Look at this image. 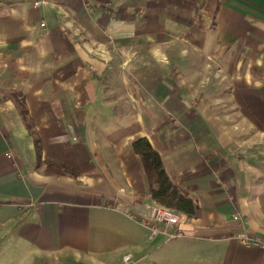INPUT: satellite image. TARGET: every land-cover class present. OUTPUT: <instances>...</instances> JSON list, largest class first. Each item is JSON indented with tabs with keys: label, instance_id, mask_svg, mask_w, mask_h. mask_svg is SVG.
I'll return each instance as SVG.
<instances>
[{
	"label": "crops",
	"instance_id": "1",
	"mask_svg": "<svg viewBox=\"0 0 264 264\" xmlns=\"http://www.w3.org/2000/svg\"><path fill=\"white\" fill-rule=\"evenodd\" d=\"M34 1L0 0V264H264V0ZM143 136L182 236L138 221Z\"/></svg>",
	"mask_w": 264,
	"mask_h": 264
},
{
	"label": "trees",
	"instance_id": "2",
	"mask_svg": "<svg viewBox=\"0 0 264 264\" xmlns=\"http://www.w3.org/2000/svg\"><path fill=\"white\" fill-rule=\"evenodd\" d=\"M19 103L21 105L19 107L20 112L23 118L27 119L28 110L22 102L19 101ZM149 141L146 136L132 141L133 149L141 156L143 162L148 181V194L159 205L184 213L187 217L197 216L199 210L198 203L191 196L181 193L179 185L174 182L168 170L164 167L165 163L161 154H159L160 152ZM43 163L46 165L45 171L48 173L65 174L70 169L68 165L63 163L42 161V159H39L38 166H41Z\"/></svg>",
	"mask_w": 264,
	"mask_h": 264
},
{
	"label": "built area",
	"instance_id": "3",
	"mask_svg": "<svg viewBox=\"0 0 264 264\" xmlns=\"http://www.w3.org/2000/svg\"><path fill=\"white\" fill-rule=\"evenodd\" d=\"M48 0H35V6H40L46 4ZM43 27H46V22H41ZM186 215L184 213L178 212L174 209L164 207L159 204L151 206L149 213L146 216L138 217V221L144 225L148 230L150 237L152 239L156 238L158 234L162 231L168 238L182 236L184 234L181 225L184 223ZM238 219L237 216H235ZM237 238L241 243L246 245H263L258 239L251 238L247 233H237ZM131 256L127 254L125 256L126 260Z\"/></svg>",
	"mask_w": 264,
	"mask_h": 264
},
{
	"label": "rangeland",
	"instance_id": "4",
	"mask_svg": "<svg viewBox=\"0 0 264 264\" xmlns=\"http://www.w3.org/2000/svg\"><path fill=\"white\" fill-rule=\"evenodd\" d=\"M239 215H237V217H238ZM239 218V217H238Z\"/></svg>",
	"mask_w": 264,
	"mask_h": 264
}]
</instances>
